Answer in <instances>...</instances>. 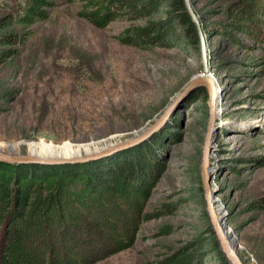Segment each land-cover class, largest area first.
I'll list each match as a JSON object with an SVG mask.
<instances>
[{
  "label": "rangeland",
  "instance_id": "rangeland-1",
  "mask_svg": "<svg viewBox=\"0 0 264 264\" xmlns=\"http://www.w3.org/2000/svg\"><path fill=\"white\" fill-rule=\"evenodd\" d=\"M20 1L0 0V11ZM189 1L203 35L206 72L218 91L207 161L213 206L236 238L242 262L264 264V205L252 207L264 199V0H257L251 20H239L244 29L228 23L248 0ZM78 4L59 0L46 19L30 25L32 33L18 53L0 66L5 152L35 156L36 145L44 143L81 155L86 146L92 150L128 137L151 123L192 76L203 74L199 44L126 45L116 37L123 22L94 27L75 14ZM7 88L13 92L2 96ZM206 101L202 85L176 100L150 136L155 141L148 158L155 169L145 174L147 191L139 206L148 217L136 221L127 247L86 264H155L192 238L209 241L199 171ZM58 176L31 184L27 209L41 214L46 204L48 216L58 202H66L84 212L74 196L84 199L86 186ZM5 225L1 222L0 231ZM195 261L220 264L214 251Z\"/></svg>",
  "mask_w": 264,
  "mask_h": 264
},
{
  "label": "trees",
  "instance_id": "trees-1",
  "mask_svg": "<svg viewBox=\"0 0 264 264\" xmlns=\"http://www.w3.org/2000/svg\"><path fill=\"white\" fill-rule=\"evenodd\" d=\"M58 2L21 0L0 11V66L18 53L17 46L32 33L30 25L46 19ZM78 2L75 14L94 27L103 28L112 21L123 22L116 36L123 44L140 49L199 44L196 27L183 0ZM248 2L228 25L244 29L245 25L239 24V20H251L259 9L257 0ZM11 91L13 89H3L1 95L6 96ZM151 137L111 156L80 163L48 166L17 163L10 166L0 161V226L1 222L6 223L0 231V264H86L97 255L127 247L136 221L140 216L148 217L140 212L139 206L147 191L145 174L155 169L148 158L155 141ZM58 175L65 176L77 186L81 183L86 186L88 190L83 193L84 199L80 195L74 196L75 202L84 207V212L67 206L66 202H58L48 216L46 204L41 214H38L41 204L34 209H39L38 213L27 209V198L33 195L31 184ZM16 184L23 186L22 191ZM256 201L252 207L264 205L263 197ZM9 204L11 207L7 209ZM207 230L209 241L202 237L192 238L155 264H197L198 254L213 251L220 264H229L219 250L210 226Z\"/></svg>",
  "mask_w": 264,
  "mask_h": 264
},
{
  "label": "water",
  "instance_id": "water-1",
  "mask_svg": "<svg viewBox=\"0 0 264 264\" xmlns=\"http://www.w3.org/2000/svg\"><path fill=\"white\" fill-rule=\"evenodd\" d=\"M184 7L191 19V21L195 24L198 39H199V48H200V56L201 62L203 67V72H206L205 66V47H204V40L202 31L199 26L198 18L196 17L195 13L193 12L190 1L183 0ZM204 86L207 92V106H208V117L206 122V130L203 136L202 142V149H201V158L199 163V171H200V181L201 186L203 189V198L205 201L204 211L208 218L209 226L213 232V236L218 244L219 250L224 255L226 261L229 264H244L240 259L239 255L236 252L237 247V240L232 234L231 229L226 226L223 222L222 217L218 216L216 210L213 206V191H209V182H208V170L206 169L207 161H208V147H209V136L211 127L210 125L213 124V83L205 73L199 76H192L191 79L185 82L180 89H178L171 101L162 109L160 114L154 118V120L147 124L146 126L139 129L138 132L133 133L132 135L117 140L109 145H104L100 148L94 149L89 152L82 153L81 155L75 156V158L70 159H63V158H39L33 156L28 153H10L5 152L4 150L0 149V161L8 162V163H41V164H59V163H73V162H84L88 160H92L94 158L109 155L118 149L127 148L131 145L138 144L139 142L143 141L144 139L148 138L161 124L164 122V119L168 115L169 111L171 110L172 106L179 99L188 88L193 86ZM117 149V150H116ZM225 228L230 230V234L225 232ZM229 235L231 238L229 239Z\"/></svg>",
  "mask_w": 264,
  "mask_h": 264
},
{
  "label": "bare ground",
  "instance_id": "bare-ground-1",
  "mask_svg": "<svg viewBox=\"0 0 264 264\" xmlns=\"http://www.w3.org/2000/svg\"><path fill=\"white\" fill-rule=\"evenodd\" d=\"M206 74L208 75L207 72H203V74ZM215 91V92H214ZM213 100H212V105H213V116H214V107H215V96L217 95L218 91L215 90V86H213ZM216 114H218V111L216 110ZM213 125L215 126V120H214V117H213V124L210 125L211 127V131H210V136H209V141H210V138L213 136L214 134V128H213ZM154 133V132H153ZM152 133V134H153ZM151 134V135H152ZM150 135V136H151ZM150 136L148 138H150ZM146 140V139H144ZM143 140V141H144ZM142 142V141H141ZM113 143V142H111ZM140 143V142H139ZM110 144V143H109ZM109 144H105V145H109ZM133 146V145H131ZM129 146V147H131ZM11 149L13 148H16L14 146H9ZM102 147V146H101ZM128 147V148H129ZM36 148H38V153L37 155H35L36 157H39V158H43V159H46V158H63V159H70V158H75L74 156L77 155L78 153H74L72 152L73 151V148L72 147H69V146H66L64 148H59V147H54L53 145H49V144H44V143H39L38 145H36ZM100 148V147H99ZM94 149H97V148H93L92 150ZM83 150L89 152V147H84ZM90 150V151H92ZM117 150V149H116ZM121 149H118L117 151H119ZM84 151V153H85ZM117 151H114V152H117ZM113 152V153H114ZM13 153V152H12ZM113 153H110L109 155H105V156H100V157H97V158H94L92 160H96V159H100V158H104V157H108L110 155H112ZM80 155V154H79ZM90 161V160H88ZM86 162V161H84ZM208 168V165L206 166V169ZM209 191H211V187L209 185ZM225 232H228L230 234V230L228 228H225L224 230ZM231 238V236L229 235V239Z\"/></svg>",
  "mask_w": 264,
  "mask_h": 264
}]
</instances>
